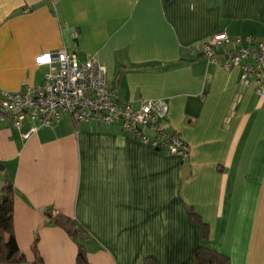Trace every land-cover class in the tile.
I'll use <instances>...</instances> for the list:
<instances>
[{"label": "crops", "instance_id": "1", "mask_svg": "<svg viewBox=\"0 0 264 264\" xmlns=\"http://www.w3.org/2000/svg\"><path fill=\"white\" fill-rule=\"evenodd\" d=\"M216 31L264 39V0H0V97L40 84L65 49L104 64L122 100L165 98L164 124L189 149L183 160L64 111L28 138V121H0V187L7 175L24 256L0 264H75L55 213L84 228L91 264H196L200 245L264 264V99L238 67L191 50Z\"/></svg>", "mask_w": 264, "mask_h": 264}, {"label": "built area", "instance_id": "2", "mask_svg": "<svg viewBox=\"0 0 264 264\" xmlns=\"http://www.w3.org/2000/svg\"><path fill=\"white\" fill-rule=\"evenodd\" d=\"M191 50L224 68L238 67L239 85H253L264 99V39L216 31L206 40L194 43ZM47 64L40 84L22 91L2 92L0 97L1 122L20 128L28 121L23 138L41 126L58 122L64 111L74 121L119 123L124 131L154 149L183 160L188 157L186 142L164 124L168 111L165 98L140 99L136 106L120 99L107 83L105 65L93 57L80 61L72 52L60 49L47 56Z\"/></svg>", "mask_w": 264, "mask_h": 264}, {"label": "trees", "instance_id": "3", "mask_svg": "<svg viewBox=\"0 0 264 264\" xmlns=\"http://www.w3.org/2000/svg\"><path fill=\"white\" fill-rule=\"evenodd\" d=\"M5 197L2 200V197ZM12 210H13V188L7 175L3 177L0 187V262L15 263L24 260L20 253L12 228ZM190 219L200 224L204 239L207 238V226L200 217L193 211L189 212ZM51 224L63 229L68 236L75 242L77 251L75 264H91L87 259V251L84 245L86 232L84 228L74 219L61 213L49 215ZM37 238L34 239L31 249L35 255V262L41 263L38 251L36 249ZM193 257L196 264H229L228 257L213 250L205 245H200L193 250Z\"/></svg>", "mask_w": 264, "mask_h": 264}, {"label": "water", "instance_id": "4", "mask_svg": "<svg viewBox=\"0 0 264 264\" xmlns=\"http://www.w3.org/2000/svg\"><path fill=\"white\" fill-rule=\"evenodd\" d=\"M0 168H2V166H1V165H0ZM4 198H5V197L3 196V197H2V200H4Z\"/></svg>", "mask_w": 264, "mask_h": 264}]
</instances>
